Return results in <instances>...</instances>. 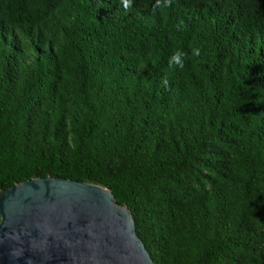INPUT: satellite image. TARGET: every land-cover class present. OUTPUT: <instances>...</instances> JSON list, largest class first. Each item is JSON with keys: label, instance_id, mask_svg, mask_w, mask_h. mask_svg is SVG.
<instances>
[{"label": "trees", "instance_id": "1", "mask_svg": "<svg viewBox=\"0 0 264 264\" xmlns=\"http://www.w3.org/2000/svg\"><path fill=\"white\" fill-rule=\"evenodd\" d=\"M154 2L0 0V189L95 182L156 264H264V0Z\"/></svg>", "mask_w": 264, "mask_h": 264}, {"label": "water", "instance_id": "2", "mask_svg": "<svg viewBox=\"0 0 264 264\" xmlns=\"http://www.w3.org/2000/svg\"><path fill=\"white\" fill-rule=\"evenodd\" d=\"M0 264H156L109 187L34 177L0 189Z\"/></svg>", "mask_w": 264, "mask_h": 264}, {"label": "clouds", "instance_id": "3", "mask_svg": "<svg viewBox=\"0 0 264 264\" xmlns=\"http://www.w3.org/2000/svg\"><path fill=\"white\" fill-rule=\"evenodd\" d=\"M174 3V0H155L153 4V11L156 10H165L167 8H170ZM120 6L123 8L125 12H128L131 10L133 5V0H119ZM179 27V26H178ZM193 56H199L200 55V49L199 48H192L191 49ZM187 53H185L182 50H176L174 51L168 58V66L172 69H180L183 70L185 67V59L187 58ZM168 80L167 78L162 80V84L167 87L168 86Z\"/></svg>", "mask_w": 264, "mask_h": 264}]
</instances>
